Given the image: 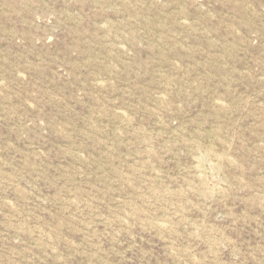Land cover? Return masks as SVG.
Here are the masks:
<instances>
[{
    "label": "rangeland",
    "instance_id": "374dc122",
    "mask_svg": "<svg viewBox=\"0 0 264 264\" xmlns=\"http://www.w3.org/2000/svg\"><path fill=\"white\" fill-rule=\"evenodd\" d=\"M0 264H264V0H0Z\"/></svg>",
    "mask_w": 264,
    "mask_h": 264
}]
</instances>
